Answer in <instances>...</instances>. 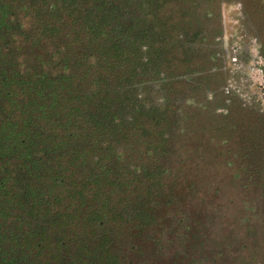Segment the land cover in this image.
Instances as JSON below:
<instances>
[{"label":"trees","instance_id":"trees-1","mask_svg":"<svg viewBox=\"0 0 264 264\" xmlns=\"http://www.w3.org/2000/svg\"><path fill=\"white\" fill-rule=\"evenodd\" d=\"M173 1L0 0V119L10 122L0 128L12 129L0 146V236L17 226L0 250L24 254L0 264H135L138 236L163 225L160 206L177 211L169 236L184 235L187 196L169 157L184 133L165 119L170 104L138 97L155 78L168 85L171 49L190 43L167 22Z\"/></svg>","mask_w":264,"mask_h":264},{"label":"rangeland","instance_id":"rangeland-1","mask_svg":"<svg viewBox=\"0 0 264 264\" xmlns=\"http://www.w3.org/2000/svg\"><path fill=\"white\" fill-rule=\"evenodd\" d=\"M236 3L243 30L256 38L264 56V0H177L171 7L167 22L174 27L172 34L179 39L183 31L190 43L182 37L186 43L171 49L173 73L168 85L161 87V80L155 78L147 90L141 86L138 97H154L160 110L170 104L165 119L167 113L173 115L170 126L177 123L184 133L169 141L173 146L169 157L171 177L179 176L178 189L185 187L179 191L187 196L184 211L180 210L186 229L173 239L171 232L177 225L172 216L177 211L160 206L155 223L164 221L163 225L159 230L145 228L138 236L140 241L135 242L144 239L145 248L134 258L135 264H264V111L243 108L220 92L226 77L221 14L225 6ZM3 62L0 59L1 70L9 67ZM7 109L11 111L12 105ZM181 112L188 115L186 120L178 118ZM7 117L0 121L10 125ZM65 120L66 116L58 115L59 124ZM42 121H37V128L45 132ZM11 144L9 126L7 131L1 129L0 146ZM10 212L7 219L12 220ZM167 213L172 215L166 217ZM16 232L17 226L0 237L11 241ZM23 255L11 245L0 250L1 259Z\"/></svg>","mask_w":264,"mask_h":264},{"label":"built area","instance_id":"built-area-1","mask_svg":"<svg viewBox=\"0 0 264 264\" xmlns=\"http://www.w3.org/2000/svg\"><path fill=\"white\" fill-rule=\"evenodd\" d=\"M222 69L226 77L220 92L243 108L264 111V56L255 37L243 30L239 3L222 10Z\"/></svg>","mask_w":264,"mask_h":264},{"label":"flooded vegetation","instance_id":"flooded-vegetation-1","mask_svg":"<svg viewBox=\"0 0 264 264\" xmlns=\"http://www.w3.org/2000/svg\"><path fill=\"white\" fill-rule=\"evenodd\" d=\"M262 49H263V45H262Z\"/></svg>","mask_w":264,"mask_h":264}]
</instances>
